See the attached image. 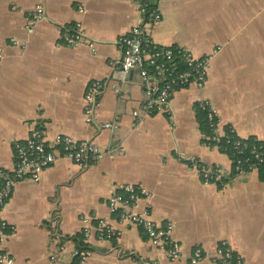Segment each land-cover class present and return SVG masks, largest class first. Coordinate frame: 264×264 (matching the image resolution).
<instances>
[{"label":"crops","instance_id":"1","mask_svg":"<svg viewBox=\"0 0 264 264\" xmlns=\"http://www.w3.org/2000/svg\"><path fill=\"white\" fill-rule=\"evenodd\" d=\"M43 9L45 18L33 17ZM81 8L84 12L81 13ZM160 23L148 26L162 47L187 48L210 58L206 85L175 92L173 130L167 115L144 112L145 83L139 70L124 77L117 42L141 22L136 0H0V168L12 171L15 146L34 130L53 146L58 136L92 141L103 152L123 147L89 168L61 160L39 183H19L1 218L9 226L4 248L15 264H78L74 252L92 248L88 264H192L201 248L217 264L228 243L244 264H264V177L255 171L225 190L206 186L199 171L178 160L196 157L233 175L231 157L207 147L199 104L209 102L225 131L264 141V0H159ZM80 23L95 47L70 46L65 37ZM108 84L97 98V116L87 122L86 93ZM105 123L117 125L104 129ZM118 185L143 186L152 195L157 224L173 225L182 256L170 260L143 231L130 228L117 239L85 240L82 217L95 216L119 228L109 210Z\"/></svg>","mask_w":264,"mask_h":264},{"label":"built area","instance_id":"2","mask_svg":"<svg viewBox=\"0 0 264 264\" xmlns=\"http://www.w3.org/2000/svg\"><path fill=\"white\" fill-rule=\"evenodd\" d=\"M137 10L141 22L126 36L119 39L117 44L122 51V60L117 74L124 77L131 72L139 70L145 83L144 112H135L138 118L150 117L157 114L167 115L172 129L176 127V117L173 109L175 92L180 89L196 85L203 89L206 85L210 58L197 59L184 47H162L156 43L149 34L148 26L161 22L162 15L159 10V0H136ZM84 9L81 8V13ZM45 18L43 9H38L34 14L35 23ZM66 42L73 47L89 45L94 48V42L87 36L83 25L78 23L65 37ZM3 59V50L0 44V61ZM108 84L93 82L86 93L87 122L92 123L97 116V98L107 88ZM199 109L206 113L209 126L213 135L207 138L205 146L219 147V142L228 133V144L232 149L233 175L227 176L220 169L203 163L200 159L186 154H179L178 160L199 171L206 186H215L225 190L232 179L263 169L264 177V141L254 139L250 145L249 140L241 138L233 127L221 130L220 119L214 107L209 102H201ZM104 129H116L117 125L105 123ZM124 152L123 147H113L103 152L92 141L76 143L70 137L58 136L53 144H49L44 134L34 130L24 144L15 146L17 162L14 170L8 171L0 168V264H15L14 259L4 248L5 239L8 237L9 226L1 218V211L12 197L16 186L24 181L39 183L43 173L61 160L74 163L81 168H89L99 163L105 156L115 159ZM249 152V155L246 153ZM151 193L143 186L118 185L109 199V210L116 219L119 228L105 219L95 216L82 217L85 225L83 236L89 240L95 231L98 240L107 241L121 237L130 228H139L146 235L150 244L166 253L172 261H177L182 256V246L173 237V225L161 226L153 219ZM78 264H88L93 258V250L89 246H81L74 252ZM208 257L201 248H197L192 257V264H199ZM217 264H244L242 257L226 242L217 250ZM151 261L138 260L137 264H151Z\"/></svg>","mask_w":264,"mask_h":264},{"label":"trees","instance_id":"3","mask_svg":"<svg viewBox=\"0 0 264 264\" xmlns=\"http://www.w3.org/2000/svg\"><path fill=\"white\" fill-rule=\"evenodd\" d=\"M198 113H199V119L201 120V122L203 124V128H202L203 133L207 136V138L212 137L213 131L209 126V122H208L206 113H204L200 109H198ZM229 138H230V134L228 133L224 138H222L220 140L219 145H220V149L223 152L227 153L231 158H233L231 155L232 149H231L230 145L228 144ZM249 143H250V145H253L255 143V140L251 139L249 141ZM246 155H249V152H247ZM261 172H263V169H261ZM82 246H84V245H82ZM151 264H156V263H151Z\"/></svg>","mask_w":264,"mask_h":264}]
</instances>
